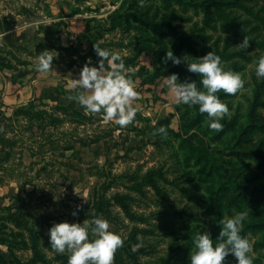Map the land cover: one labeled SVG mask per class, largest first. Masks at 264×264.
<instances>
[{
    "label": "rangeland",
    "instance_id": "374dc122",
    "mask_svg": "<svg viewBox=\"0 0 264 264\" xmlns=\"http://www.w3.org/2000/svg\"><path fill=\"white\" fill-rule=\"evenodd\" d=\"M139 15L171 23L178 33L159 28L166 33L159 37L134 22ZM182 35L191 37L197 54L184 49L180 67L189 71L186 62L212 50L226 69L245 78L237 93H217L230 110L220 131L208 126L198 106L175 102L169 76L154 77L176 65L164 57ZM244 36L250 41L242 50L236 45ZM94 45L110 53L102 71L112 70L118 61L111 54H119L140 93L127 126L105 119L103 109L86 112L76 99L88 93L72 87V79L101 59ZM46 49L57 52L55 71L36 67ZM261 56L264 0H0V136L10 141L0 142V254L7 263L68 264V254L49 244L51 225L103 217L124 239L114 264H190L197 232L218 242L221 225L212 200L218 198L223 218L247 211L242 234L252 242L257 264H264V230L251 227L263 220L257 197L264 201V78L255 75ZM5 79L19 86L6 90ZM19 89L24 102H9ZM22 108L39 116L29 120L17 114ZM160 126L166 137L153 135ZM241 151L263 159L236 153ZM212 163L223 182L218 193ZM152 171L155 177L162 172L161 193L146 187L147 197L141 196L133 187ZM240 188L254 195L252 201L236 197ZM117 194L135 199V220L115 205ZM101 195L108 213L95 215ZM235 262L229 253L225 264Z\"/></svg>",
    "mask_w": 264,
    "mask_h": 264
},
{
    "label": "clouds",
    "instance_id": "9594fccd",
    "mask_svg": "<svg viewBox=\"0 0 264 264\" xmlns=\"http://www.w3.org/2000/svg\"><path fill=\"white\" fill-rule=\"evenodd\" d=\"M139 2L142 5L144 0ZM249 41L244 36L236 46L244 50ZM94 47L101 59L98 66L85 64L79 78L72 79V87H80L88 93H81L76 99L86 112L97 113L103 109L105 119H114L121 127L127 126L135 119L138 108L133 106V101L140 93L124 74L125 65L119 54H111V60L118 63L112 65V70L104 72V62L110 53L99 46ZM56 56L54 50H43L36 58L37 69L41 72L55 71L52 63ZM164 59L165 62L171 59L174 64L181 62V57L175 56L172 50L166 51ZM186 66L190 72L199 74L201 86H197L196 80L180 82L178 74H170L167 85L174 94L175 102L189 107L198 106L201 113H207L208 126L220 131L223 128L221 121L230 110L217 93L220 90L228 94L237 93L244 87L245 78L238 71L226 69L221 56L212 50L192 62H186ZM255 75L258 79L264 78V56L258 59ZM157 133L166 137L167 129L160 126L154 129L153 135ZM80 207L77 205V208ZM72 215L76 216L78 212L73 210ZM247 216V211L224 216L219 221L221 229L215 244L209 232H197L193 238L195 251L190 256V264H225L229 253L236 257L235 264H254L253 244L246 234H242ZM48 234L49 244L55 252L68 254V264H114V255L124 244L122 236L110 230L109 221L103 217L84 219L82 223L55 222Z\"/></svg>",
    "mask_w": 264,
    "mask_h": 264
},
{
    "label": "trees",
    "instance_id": "16d2710c",
    "mask_svg": "<svg viewBox=\"0 0 264 264\" xmlns=\"http://www.w3.org/2000/svg\"><path fill=\"white\" fill-rule=\"evenodd\" d=\"M228 5L232 6V5H235L234 2H227ZM242 8H244L243 6H241ZM246 11L248 12V14H253V12L250 10V9H247L245 8ZM206 14L209 16L211 13H210V10H206L205 11ZM134 16V14H132ZM134 22L137 23L139 26L141 27H145L147 28L148 30H150L151 32L153 33H156L159 37H161L162 35H166V33L164 34V32H162L161 34H159V28H165L168 30V32L170 33H178L176 28L171 24V23H165V22H155L154 20L151 21L147 18H144L143 16H137L136 18H134ZM231 23L230 22V19H227L226 20V24L225 27L227 29L228 25L227 23ZM230 27V25H229ZM231 27H234V29L237 31V28L236 26H231ZM157 37V38H159ZM157 43H161L160 39L156 40ZM193 42L191 41V37L190 36H179L178 37V41H176V39H173V46H174V50H173V53L175 56H179L181 54V52L186 49L189 53L191 54H197V51L194 49V46H193ZM159 73L156 74L154 77H159V76H169L170 74L172 73H176L178 74V80L180 82H183L185 80H196L197 82V86L200 87V76L199 74H196V73H193V72H189L186 70V68L184 67H180L179 64L171 67L169 70L167 71H164L163 69H160L158 70ZM261 93L258 94V96L256 97V103L259 102V99H261ZM17 114H24L26 117H28L29 120H31L32 118H37L39 115L36 114V113H33L31 111H29L28 109H20V110H17L16 111ZM0 142H3V143H8L10 141H8L7 139H5L3 136H0ZM237 154H243L244 156L246 157H249V158H254V159H263L262 155H259V154H255L254 152H244V151H241V152H236ZM189 155L190 154H187V160L189 159ZM262 167L264 168V164H262ZM216 173V176L219 177V184H220V188L219 190H217L215 193H218L223 187V182L222 180L220 179L221 175L219 174V171L217 170L216 168V165L215 163H212L210 168H209V173L212 174V173ZM161 173V174H160ZM156 172L152 171V172H149L146 176H144L143 178V181L141 182H137V184L133 187L139 194H141V196H144V197H147V190H146V187H150L152 189H154L156 192L158 193H161V188L158 184V179L157 177L159 178H163V175H162V172H159V176L155 177L156 176ZM241 192L237 193L236 194V197L239 198L240 196L241 197H244L246 199H249L250 201H252L254 195L249 193V192H246V191H242V189L240 188ZM217 199V200H216ZM212 198L213 201H215V205H214V211H215V215H217V219H222L223 218V210L220 206V200L218 198ZM258 200H260V205H259V209L262 213V216H263V220L262 222H260L259 224H253L251 227L253 228H258L256 230H259V231H263L264 230V201H263V198L261 196L257 197ZM135 199L132 197V196H128V195H122V194H117L114 196V203L115 205H118L120 208H122L125 212H126V215L130 218V219H133L135 220L137 217H136V214L132 211L131 209V203L132 201H134ZM94 209H95V215H98L100 214L101 212H105V213H108L106 207V202H104V195H101L100 198L94 203ZM49 240V239H48ZM118 255V251H116L114 257H117ZM259 262V260L257 259H254V264H257ZM19 263V262H18ZM0 264H9L7 263L6 259L3 257L2 254H0Z\"/></svg>",
    "mask_w": 264,
    "mask_h": 264
},
{
    "label": "crops",
    "instance_id": "0c3cea01",
    "mask_svg": "<svg viewBox=\"0 0 264 264\" xmlns=\"http://www.w3.org/2000/svg\"><path fill=\"white\" fill-rule=\"evenodd\" d=\"M16 86V85H18L17 83L15 84L14 82H8V80L7 79H5V89L7 90L8 89V87L10 86L11 88L13 87V86ZM19 86V85H18ZM25 90V88H22L21 90ZM20 89L17 91V93L18 94H20V96H16V97H14V98H12V97H10V96H8V100H9V102H11V103H21V102H24V100H23V97H25L23 94H22V91H21ZM26 91V90H25ZM13 92H11L10 94H12ZM25 94V93H24Z\"/></svg>",
    "mask_w": 264,
    "mask_h": 264
}]
</instances>
